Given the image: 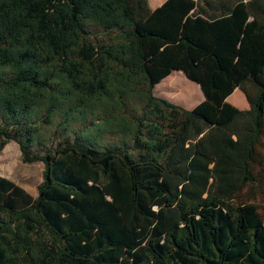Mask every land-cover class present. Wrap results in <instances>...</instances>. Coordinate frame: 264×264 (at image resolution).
I'll return each instance as SVG.
<instances>
[{
	"label": "trees",
	"instance_id": "obj_1",
	"mask_svg": "<svg viewBox=\"0 0 264 264\" xmlns=\"http://www.w3.org/2000/svg\"><path fill=\"white\" fill-rule=\"evenodd\" d=\"M196 6L0 0V149L44 164L35 197L0 175V264H264L239 197L264 138V0ZM174 69L192 108L153 92Z\"/></svg>",
	"mask_w": 264,
	"mask_h": 264
},
{
	"label": "rangeland",
	"instance_id": "obj_2",
	"mask_svg": "<svg viewBox=\"0 0 264 264\" xmlns=\"http://www.w3.org/2000/svg\"><path fill=\"white\" fill-rule=\"evenodd\" d=\"M187 79L198 88L199 95L194 102L188 103L178 90L168 89L166 87L168 79L158 85L153 92L156 96L166 98L186 108L194 106L203 100L204 96L198 84L189 78ZM58 140L59 138H55L53 144L55 145ZM259 154L260 162L254 167L255 183L246 186L239 197L256 203L264 217V138L259 144ZM43 169L42 161L24 162L19 146L14 140H9L0 149V175L14 181L34 197L37 195L38 185L43 179Z\"/></svg>",
	"mask_w": 264,
	"mask_h": 264
},
{
	"label": "crops",
	"instance_id": "obj_3",
	"mask_svg": "<svg viewBox=\"0 0 264 264\" xmlns=\"http://www.w3.org/2000/svg\"><path fill=\"white\" fill-rule=\"evenodd\" d=\"M165 0H147L150 9H155L160 6ZM197 1L196 13H200L208 18H218L221 16H226L232 12V9L238 2H247L249 0H195ZM251 18V16H249ZM182 72L181 70H172L170 74L165 76L159 83L155 84L154 89L158 87L161 83L167 80L174 73ZM183 73V72H182ZM195 82V81H194ZM196 83V82H195ZM198 84V83H196ZM199 86V84H198ZM200 87V86H199ZM226 100L238 107L239 109H248L250 107L247 96L244 91L236 87L231 94H229ZM188 107V108H192Z\"/></svg>",
	"mask_w": 264,
	"mask_h": 264
},
{
	"label": "water",
	"instance_id": "obj_4",
	"mask_svg": "<svg viewBox=\"0 0 264 264\" xmlns=\"http://www.w3.org/2000/svg\"><path fill=\"white\" fill-rule=\"evenodd\" d=\"M193 81V80H192Z\"/></svg>",
	"mask_w": 264,
	"mask_h": 264
}]
</instances>
